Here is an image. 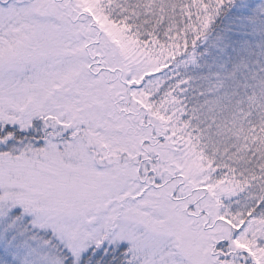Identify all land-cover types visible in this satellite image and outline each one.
Returning a JSON list of instances; mask_svg holds the SVG:
<instances>
[{
	"label": "snow or ice",
	"instance_id": "snow-or-ice-1",
	"mask_svg": "<svg viewBox=\"0 0 264 264\" xmlns=\"http://www.w3.org/2000/svg\"><path fill=\"white\" fill-rule=\"evenodd\" d=\"M0 264H264V0H0Z\"/></svg>",
	"mask_w": 264,
	"mask_h": 264
}]
</instances>
